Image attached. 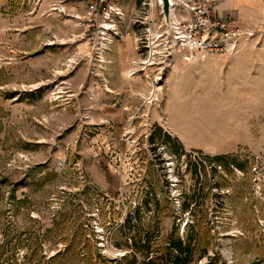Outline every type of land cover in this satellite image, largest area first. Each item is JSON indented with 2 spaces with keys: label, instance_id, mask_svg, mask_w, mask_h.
<instances>
[{
  "label": "rangeland",
  "instance_id": "rangeland-1",
  "mask_svg": "<svg viewBox=\"0 0 264 264\" xmlns=\"http://www.w3.org/2000/svg\"><path fill=\"white\" fill-rule=\"evenodd\" d=\"M86 5L0 0V264H143L177 238L190 264H264V2L234 53L156 82L128 76L143 25L100 55Z\"/></svg>",
  "mask_w": 264,
  "mask_h": 264
},
{
  "label": "built area",
  "instance_id": "built-area-1",
  "mask_svg": "<svg viewBox=\"0 0 264 264\" xmlns=\"http://www.w3.org/2000/svg\"><path fill=\"white\" fill-rule=\"evenodd\" d=\"M85 17L91 32L89 42L95 53L102 55L119 36V23L126 14L119 0H86ZM224 0H173L170 26L165 22L158 0H142L138 17L133 22L144 27L138 39L145 57L137 71L154 69L156 82L175 59L197 62L213 54H232L242 36H252L250 28L244 29L235 19L224 17L218 4Z\"/></svg>",
  "mask_w": 264,
  "mask_h": 264
},
{
  "label": "crops",
  "instance_id": "crops-1",
  "mask_svg": "<svg viewBox=\"0 0 264 264\" xmlns=\"http://www.w3.org/2000/svg\"><path fill=\"white\" fill-rule=\"evenodd\" d=\"M127 0H119L118 4L121 9L125 12L128 22H133L132 15L136 11L137 3L130 4L126 2ZM264 0H224L218 4V11L227 18L240 17L242 19H249L253 17L254 13L258 12L263 8ZM131 13V14H130ZM124 21V22H125ZM126 21V22H127ZM125 22V23H126ZM134 24V23H133ZM135 26V25H134ZM120 34L118 37H123V31L119 30ZM139 33L141 31H138ZM135 30H127V34L131 37H135V44L137 45L139 36Z\"/></svg>",
  "mask_w": 264,
  "mask_h": 264
},
{
  "label": "trees",
  "instance_id": "trees-1",
  "mask_svg": "<svg viewBox=\"0 0 264 264\" xmlns=\"http://www.w3.org/2000/svg\"><path fill=\"white\" fill-rule=\"evenodd\" d=\"M169 138V135H167ZM213 161H219L221 166L227 168V163L225 162V159H227V156L224 155H218L214 156L212 158ZM208 159V160H210ZM190 209V203L185 201L183 203V210L188 211ZM168 247H166V250L168 253L162 254V255H156L155 257H150L149 249L147 251V260L143 262V264H190V256L192 254V242L189 240L188 243H184V240L181 238L170 239L168 243ZM137 249H143V248H149L147 245H136ZM134 259L131 260L130 264H134Z\"/></svg>",
  "mask_w": 264,
  "mask_h": 264
},
{
  "label": "water",
  "instance_id": "water-1",
  "mask_svg": "<svg viewBox=\"0 0 264 264\" xmlns=\"http://www.w3.org/2000/svg\"><path fill=\"white\" fill-rule=\"evenodd\" d=\"M158 1L161 7V13L165 16V22L167 25L170 26L171 7L173 5V0H158Z\"/></svg>",
  "mask_w": 264,
  "mask_h": 264
},
{
  "label": "bare ground",
  "instance_id": "bare-ground-1",
  "mask_svg": "<svg viewBox=\"0 0 264 264\" xmlns=\"http://www.w3.org/2000/svg\"><path fill=\"white\" fill-rule=\"evenodd\" d=\"M175 1H178V0H175ZM134 69H135V68H134ZM134 69H132L131 71H129V74H128L129 77H131V75H132ZM147 75H148V74H146V76H147ZM147 77H148V76H147ZM159 89H160V88L156 89L155 91H158ZM155 91H154V92H155ZM154 92H152L153 95L155 94ZM154 96H155V95H154Z\"/></svg>",
  "mask_w": 264,
  "mask_h": 264
}]
</instances>
